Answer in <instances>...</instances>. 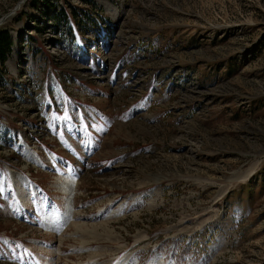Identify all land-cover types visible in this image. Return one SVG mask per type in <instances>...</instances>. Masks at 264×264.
<instances>
[{
	"label": "rangeland",
	"instance_id": "1",
	"mask_svg": "<svg viewBox=\"0 0 264 264\" xmlns=\"http://www.w3.org/2000/svg\"><path fill=\"white\" fill-rule=\"evenodd\" d=\"M0 31V264H175L205 228L183 264H264V0H0Z\"/></svg>",
	"mask_w": 264,
	"mask_h": 264
},
{
	"label": "trees",
	"instance_id": "2",
	"mask_svg": "<svg viewBox=\"0 0 264 264\" xmlns=\"http://www.w3.org/2000/svg\"><path fill=\"white\" fill-rule=\"evenodd\" d=\"M37 1V0H36ZM39 2L47 5L52 0H38ZM90 6V10H80L78 8L72 7L67 9H59V13H55L50 17V21L59 22L63 19L66 24L65 34L67 37H63L60 42L58 41L57 47H62L67 45L68 42L73 40L76 43V47L82 48L81 43L78 41V37L82 34H87L88 36L96 37L103 30L105 19L97 9L94 3H87ZM11 40L10 36L5 31H0V64H3L6 60L7 55L10 52ZM53 88V86H52ZM12 138L8 137V133L4 132L0 127V145H7L11 142ZM208 235L207 229H204L200 234L196 235V241L191 243H180L178 241H167L165 245L169 242H174V259L176 262H181L185 256H191V258H201L205 254V248L207 243H212L214 238L211 237L209 241H206V236Z\"/></svg>",
	"mask_w": 264,
	"mask_h": 264
}]
</instances>
